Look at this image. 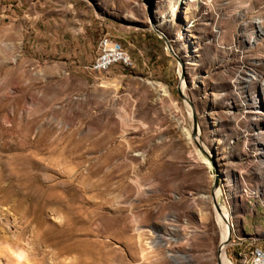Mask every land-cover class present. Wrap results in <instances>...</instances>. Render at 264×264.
<instances>
[{"label": "rangeland", "instance_id": "obj_1", "mask_svg": "<svg viewBox=\"0 0 264 264\" xmlns=\"http://www.w3.org/2000/svg\"><path fill=\"white\" fill-rule=\"evenodd\" d=\"M220 209L264 250V0H0V264H220Z\"/></svg>", "mask_w": 264, "mask_h": 264}, {"label": "built area", "instance_id": "obj_2", "mask_svg": "<svg viewBox=\"0 0 264 264\" xmlns=\"http://www.w3.org/2000/svg\"><path fill=\"white\" fill-rule=\"evenodd\" d=\"M120 66L130 68L129 54L124 48L106 42V36L98 40L97 56L89 70L94 73H107ZM259 256V262H264V255Z\"/></svg>", "mask_w": 264, "mask_h": 264}, {"label": "bare ground", "instance_id": "obj_3", "mask_svg": "<svg viewBox=\"0 0 264 264\" xmlns=\"http://www.w3.org/2000/svg\"><path fill=\"white\" fill-rule=\"evenodd\" d=\"M106 42L108 44H111V45H116L119 48H123L122 45L118 42L110 41V40H106ZM130 58L131 57H129V63H130V67H131L132 63H131ZM218 196H219V192H215L214 197L218 198ZM216 215H217V221H218L220 228H221L222 240H223L222 245L220 246V250H219L220 264H233L229 260L227 255L225 254L226 253V243H228L227 241H228V238H229L230 233H231V229H230V225H229V221H231V218H230L229 214L227 213V210H225V209H220V211H218L216 213ZM257 255H264V250H262L258 247H254L250 253V257L241 260L240 264H264V262H259V256H257ZM8 257L11 260L12 264H21L19 256H14L13 254L10 253L8 255Z\"/></svg>", "mask_w": 264, "mask_h": 264}, {"label": "water", "instance_id": "obj_4", "mask_svg": "<svg viewBox=\"0 0 264 264\" xmlns=\"http://www.w3.org/2000/svg\"><path fill=\"white\" fill-rule=\"evenodd\" d=\"M213 199H214V203H215V206H216V208H217V201H216V199L214 198V193H213ZM217 210H219V208H217ZM230 241V238L228 239V241L227 242H229ZM228 246V243H226V247Z\"/></svg>", "mask_w": 264, "mask_h": 264}]
</instances>
